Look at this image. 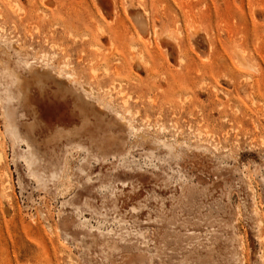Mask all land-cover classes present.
I'll use <instances>...</instances> for the list:
<instances>
[{
	"label": "rangeland",
	"instance_id": "obj_1",
	"mask_svg": "<svg viewBox=\"0 0 264 264\" xmlns=\"http://www.w3.org/2000/svg\"><path fill=\"white\" fill-rule=\"evenodd\" d=\"M0 155V264H264V0H0Z\"/></svg>",
	"mask_w": 264,
	"mask_h": 264
},
{
	"label": "bare ground",
	"instance_id": "obj_2",
	"mask_svg": "<svg viewBox=\"0 0 264 264\" xmlns=\"http://www.w3.org/2000/svg\"><path fill=\"white\" fill-rule=\"evenodd\" d=\"M177 46H178V45H177ZM240 57H241V56H240ZM246 64H248V63L246 62ZM246 64H245V65H246ZM28 66H30V65H28ZM18 96H19V90H18V92H17L16 97H18ZM80 109H81V111H83V110L86 109V108H85V104L82 103V102H80ZM84 112L87 113V111H84ZM11 113H12V112L9 113V111L7 112V116L9 117V120H10V118H11V116H12ZM83 120H88L86 114L84 115ZM8 130L11 132V134L14 135V137H17V135H16V132H17L16 121L13 120V118H12V120H10L9 123H8ZM75 133L77 134L78 132H74L73 129H72V130H68V129H65V128H57V134H59V138L56 136L55 139H60V138H62V137L64 136V134H65L67 137L72 138V136L74 137ZM89 138L92 140L93 137L89 136ZM27 143H28V151H27V156H26V158L28 159V163H29L30 165L33 166L34 163H35V161H36L35 152H34L33 148L31 147L30 143H29V142H27ZM0 157H1V155H0Z\"/></svg>",
	"mask_w": 264,
	"mask_h": 264
}]
</instances>
